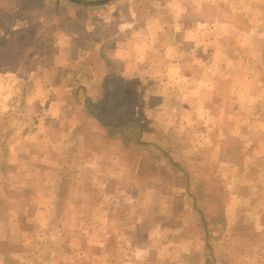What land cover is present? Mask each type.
<instances>
[{
  "label": "rangeland",
  "instance_id": "rangeland-1",
  "mask_svg": "<svg viewBox=\"0 0 264 264\" xmlns=\"http://www.w3.org/2000/svg\"><path fill=\"white\" fill-rule=\"evenodd\" d=\"M83 7L0 0L50 47L0 65V264H264V0ZM105 60L148 148L82 112Z\"/></svg>",
  "mask_w": 264,
  "mask_h": 264
},
{
  "label": "trees",
  "instance_id": "trees-1",
  "mask_svg": "<svg viewBox=\"0 0 264 264\" xmlns=\"http://www.w3.org/2000/svg\"><path fill=\"white\" fill-rule=\"evenodd\" d=\"M107 5L108 4H106V6ZM77 7L82 10L87 9L82 5H77ZM28 31L29 30L26 28L19 32H10L9 37L5 41H2L0 44V65L13 64V62L19 58L21 62L26 60L28 64L29 61H32L33 64H35V67H37L39 62L38 59L45 58L47 54L49 55L50 47L48 46L47 48L45 47L41 51H38V59L35 56L33 60L31 57L26 56L27 54L22 58V54H19L21 51L20 47L25 43V33ZM18 37L19 39H17ZM29 37L32 36L30 35ZM92 37V34L86 35L87 39L84 43V51H89L91 40L93 41V39H96L95 37L92 39ZM30 40L32 39L30 38ZM104 62L106 67V77L97 90L98 95L87 96L84 100L81 107L83 114H85L87 118L99 123L100 127L106 131L108 141H119L125 150L132 147H136L137 151L148 148L149 145L142 142L143 128L140 119L137 118L133 112H129L127 105L121 104L127 99L126 88H118V92L113 89L112 91L107 90V86L114 85L118 83V81L116 79V74L112 70V65L109 64L107 60Z\"/></svg>",
  "mask_w": 264,
  "mask_h": 264
},
{
  "label": "water",
  "instance_id": "water-1",
  "mask_svg": "<svg viewBox=\"0 0 264 264\" xmlns=\"http://www.w3.org/2000/svg\"><path fill=\"white\" fill-rule=\"evenodd\" d=\"M67 1L72 2L74 4H77V5H82V6H99V5L111 3L115 0H104V1H100V2H83L80 0H67Z\"/></svg>",
  "mask_w": 264,
  "mask_h": 264
},
{
  "label": "crops",
  "instance_id": "crops-1",
  "mask_svg": "<svg viewBox=\"0 0 264 264\" xmlns=\"http://www.w3.org/2000/svg\"><path fill=\"white\" fill-rule=\"evenodd\" d=\"M110 33H108L107 31L104 33V36H106V37H108V36H111V35H109ZM117 34H119V33H116V34H112V39H115L116 40V36H117ZM59 48V47H58ZM58 48H56V49H58ZM86 52H88V51H86ZM84 54H86L85 52H84ZM1 96V95H0Z\"/></svg>",
  "mask_w": 264,
  "mask_h": 264
}]
</instances>
